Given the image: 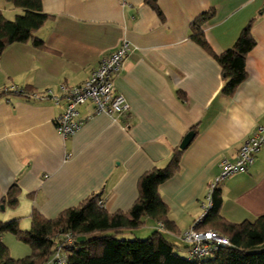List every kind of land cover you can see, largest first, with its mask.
<instances>
[{
  "label": "crops",
  "instance_id": "obj_1",
  "mask_svg": "<svg viewBox=\"0 0 264 264\" xmlns=\"http://www.w3.org/2000/svg\"><path fill=\"white\" fill-rule=\"evenodd\" d=\"M155 1L160 15L145 0H41L50 16L36 33L44 48L14 44L0 56V91L6 92L0 98V196L14 183L20 189L17 207L0 212L1 221L28 219L32 211L54 219L98 193L107 213L127 212L141 175L164 168L190 131L195 136L179 172L159 186L176 231L144 218L134 232L161 230L183 246L180 235L207 213L220 161L235 162L239 145L264 124V0ZM211 10L202 31L216 55L254 19L247 77L232 97L221 94L217 61L191 38L192 23ZM0 13L13 20L21 11L0 0ZM124 42L129 50L113 85L129 111L109 116L86 102L77 107L80 128L64 137L55 124L66 110L63 88L82 85ZM218 188L226 221L264 216V146L246 172L226 177Z\"/></svg>",
  "mask_w": 264,
  "mask_h": 264
},
{
  "label": "trees",
  "instance_id": "obj_2",
  "mask_svg": "<svg viewBox=\"0 0 264 264\" xmlns=\"http://www.w3.org/2000/svg\"><path fill=\"white\" fill-rule=\"evenodd\" d=\"M6 2L21 13L13 20H7L0 13V56L14 44L29 43L34 48L43 49V41L36 37V33L50 16L43 12L41 0ZM145 3L160 15L155 0H145ZM213 14L212 10L204 13L192 23L191 38L217 61L223 81L221 94L232 97L247 77L246 57L256 45L251 33L254 19L242 29L229 49L216 55L202 31V25ZM5 95V91H0V98ZM183 152L175 148L164 168L155 167L141 175L138 197L127 212L107 213L98 193L90 195L77 207L62 211L54 219H47L32 211L28 230H21L20 218L0 220V264H48L56 246L63 242L68 232L72 233L74 243L66 247V264H264V216L237 224L223 219L220 215L222 199L218 185L212 190L210 209L195 228L218 231L229 239V247L213 251L205 258L189 259V247L183 241V246L172 243L161 230L152 232L144 239L129 240L123 237L126 231L143 228L144 218L159 222L165 231H176L175 225L168 219L169 211L161 199L159 186L179 172ZM19 195L20 189L14 183L4 196H0V212L5 208H16ZM4 233L14 235L28 245L30 254L21 259L11 258L8 248L1 241ZM81 238L84 240L78 241Z\"/></svg>",
  "mask_w": 264,
  "mask_h": 264
},
{
  "label": "built area",
  "instance_id": "obj_3",
  "mask_svg": "<svg viewBox=\"0 0 264 264\" xmlns=\"http://www.w3.org/2000/svg\"><path fill=\"white\" fill-rule=\"evenodd\" d=\"M129 50L127 43H122L113 53L103 57L96 68L92 70L89 78L80 86L63 88L67 100L65 112L56 119L57 130L64 136L75 133L81 126L78 118L77 107L91 102L95 113H104L109 116L126 114L129 105L125 98L114 89V75L120 70L123 60ZM22 97L40 99L38 93L27 95L21 90H16ZM264 146V124L246 138L237 149V158L233 163L221 160L220 176L211 185L207 195L206 212L211 206V193L223 179L236 173H243L253 164L255 156ZM198 223V222H197ZM162 228V225L160 224ZM181 240L189 247L187 255L189 259L205 258L213 251L229 247V239L213 229L199 230L195 226L184 231L180 235ZM74 237L71 232L64 236L61 244H58L50 257L48 264H66V247L72 246Z\"/></svg>",
  "mask_w": 264,
  "mask_h": 264
},
{
  "label": "rangeland",
  "instance_id": "obj_4",
  "mask_svg": "<svg viewBox=\"0 0 264 264\" xmlns=\"http://www.w3.org/2000/svg\"><path fill=\"white\" fill-rule=\"evenodd\" d=\"M0 217H2L1 213H0ZM11 219H12V217H11ZM27 220H29V221H27ZM21 221H26L25 223L28 224L26 227H20L21 230H28L29 226H30V218H28V219L22 218ZM23 226H25V225H23ZM2 235L6 237L5 242L7 244H9V246H10L9 251H10L12 257L21 259V258L28 256L30 254L31 251H30L29 246L24 244L20 240H18L14 235H12L10 233H4ZM123 237L125 239L132 240L134 238H141V239L143 238L144 239V238L148 237V235H147V233H145V231H144V233H143V231H138V232L126 231V232H124Z\"/></svg>",
  "mask_w": 264,
  "mask_h": 264
},
{
  "label": "water",
  "instance_id": "obj_5",
  "mask_svg": "<svg viewBox=\"0 0 264 264\" xmlns=\"http://www.w3.org/2000/svg\"><path fill=\"white\" fill-rule=\"evenodd\" d=\"M194 136H195L194 132H192V131L188 132L185 135V137L183 138L179 148L181 150H185L190 145V143L192 142ZM2 209H4V208L2 207ZM81 240H84V238L78 239V241H81Z\"/></svg>",
  "mask_w": 264,
  "mask_h": 264
}]
</instances>
